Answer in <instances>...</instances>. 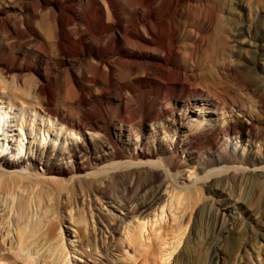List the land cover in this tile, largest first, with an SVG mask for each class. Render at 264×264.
I'll list each match as a JSON object with an SVG mask.
<instances>
[{
  "label": "bare ground",
  "instance_id": "bare-ground-1",
  "mask_svg": "<svg viewBox=\"0 0 264 264\" xmlns=\"http://www.w3.org/2000/svg\"><path fill=\"white\" fill-rule=\"evenodd\" d=\"M244 5L264 0H0V264H191L205 192L264 173L256 56L230 62L264 33Z\"/></svg>",
  "mask_w": 264,
  "mask_h": 264
},
{
  "label": "rangeland",
  "instance_id": "rangeland-1",
  "mask_svg": "<svg viewBox=\"0 0 264 264\" xmlns=\"http://www.w3.org/2000/svg\"><path fill=\"white\" fill-rule=\"evenodd\" d=\"M237 2H239V0H237ZM22 3L23 2H21V4L13 3L14 5L10 3L12 8H8V10H11L10 12L13 13L12 14L13 16L16 15L20 16L21 14H23L30 2L23 4ZM257 12H258L257 15L260 14L259 19H261L262 21L259 19L258 20L261 21L260 23L261 25H263L264 9L258 8ZM243 14L244 17H246L245 22L246 23L248 22L247 24L245 22L243 23L245 26L244 28L249 29V26H251L250 15L251 16L253 15L255 17H257V15H255L253 11L250 12V8L246 5H244ZM1 15L2 13L0 14V16ZM262 31L264 32V25ZM236 36L237 35L235 33V35H233L234 39L233 38L231 39L235 40V38H237V42H235L236 40L235 41L232 40L235 44L232 45L238 46L235 49L238 52L234 51L235 54L233 53V55H235V57H233V59L232 58L230 59V62H232L231 65H234L233 67L236 68L237 70L245 71L248 69L247 66L250 64L251 58L253 56H256L255 57L256 64L253 66V69L255 70L254 73L255 76L254 75L253 76L256 79L258 86L264 90V33L262 39L256 41L251 40V42L248 37L244 39L242 37H236ZM241 39H243L244 41L248 40L245 41V43L246 42L247 43L250 42V43L248 45L247 44L243 45L240 43L242 42L240 41ZM19 47L22 51L29 49V48L24 49V45L21 44V40L19 41ZM256 51H259V54ZM209 73L213 75L214 70L213 69L209 70ZM13 76L15 75L13 74L11 76V79L13 78ZM21 76L23 78L25 77V75H19V81L21 80L20 81L21 83L28 81L29 78L27 79L23 78L22 80V78H20ZM227 84L233 87L235 86V84H236L235 87L240 86V84L236 80H232V79L227 80ZM107 107L108 106L106 105H100L99 113L103 115L105 110H107ZM114 109L116 110V108ZM251 110L252 112H254V114H256L257 117L259 116L257 115V110L255 108ZM234 111L236 114L234 113ZM232 112L234 118L236 117L237 119L238 117V119H243L244 114L237 111V109L234 108ZM199 113L200 112L193 114L194 117L191 118L192 121L194 119L201 122V120L198 119ZM259 117L262 118L261 116ZM249 118L250 116L248 115L244 118V120L248 122ZM189 121L191 122V120ZM189 121L187 122L189 123ZM204 122L210 123L209 119L207 120L205 119ZM189 125L190 124L185 123L186 128H188ZM150 129H151L150 123L144 124L141 131L142 136L144 138L147 137ZM184 134L185 132L180 133L179 134L180 138H184ZM16 135H18L19 138V134L16 133ZM179 135L175 137V141H177ZM161 139H163L165 142L167 141L166 137L164 139V135H161ZM232 142L234 144L237 143V146L241 150L240 156L246 157L244 160L247 161L248 157L245 155L246 153L249 154L253 152V149L251 147L252 144L246 142L244 139L242 140V142L241 140L240 142H237L235 140H233ZM133 148L134 147H132V149ZM137 150L139 151L140 149ZM180 156L182 157V155ZM182 158L183 160H186L185 157ZM231 185L233 186V184ZM231 185L227 186L228 187L227 193H221L220 191L213 190V191H209L208 193L205 192V194L203 195L204 200L201 201L200 204L201 207H199L200 214L196 213L197 215L196 216L194 213L191 223L187 228L188 231H186L185 234L186 236H184L182 240V244L179 250L177 251L178 253L181 250V248H183L185 243L184 241H186L187 238L192 237L190 239L192 243L191 245H194L193 247H195L196 249L195 248L193 249L192 247L191 255L193 254L192 256L194 255L195 256L192 257L190 255L191 264H193L192 259L196 260L197 259L196 257L198 256H199L198 257L199 264L200 262L201 264H260V263L264 264V173L262 171L260 172L257 171L256 168L254 167H251L249 173L245 174L244 177L238 179V182L236 184L237 186H235L236 187L235 192L231 191L232 190ZM63 196L66 197L65 194ZM200 215L202 220L200 219ZM196 217L199 220H197ZM197 225L199 228L197 227ZM223 227H227L225 233L221 231ZM169 234H171V232H169ZM235 238H237L238 240V249L235 250L234 252L232 251L230 254L229 253V247L231 245L230 242H232V240H234ZM45 253L46 254H44V259L46 257V261L49 264H53L51 259L48 258L47 256L48 252ZM170 264H176L174 258L171 259Z\"/></svg>",
  "mask_w": 264,
  "mask_h": 264
}]
</instances>
